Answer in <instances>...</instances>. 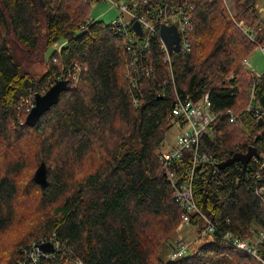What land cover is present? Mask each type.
I'll list each match as a JSON object with an SVG mask.
<instances>
[{"label":"trees","instance_id":"trees-1","mask_svg":"<svg viewBox=\"0 0 264 264\" xmlns=\"http://www.w3.org/2000/svg\"><path fill=\"white\" fill-rule=\"evenodd\" d=\"M189 1L195 6L192 50L174 55L172 80L155 47L154 73L143 79L135 104L123 37L110 23L91 18V0H0V264H18L24 247L52 232L86 264H260L222 233L252 237L264 229L255 192L264 185V168L260 180L255 176L264 163V123L246 110L254 91L253 105L264 111V74L259 78L242 64L264 45V24L257 0H237L235 13L225 0ZM57 41L67 42L58 61L52 53L39 78L14 47L33 51L41 45L45 51ZM75 62L82 65L78 86L63 92L35 126L27 125L28 114L17 108L20 100ZM206 94L218 117L211 133L202 135V149L221 163L255 146L259 162L253 158L246 172L241 162L218 173L196 169L195 200L218 231L198 236L204 241L194 253L163 261L160 252L183 210L159 155L175 125L177 96L197 102ZM190 157L186 153L185 169ZM42 164L45 187L35 180ZM192 223L197 233L203 231L198 213Z\"/></svg>","mask_w":264,"mask_h":264},{"label":"built area","instance_id":"built-area-1","mask_svg":"<svg viewBox=\"0 0 264 264\" xmlns=\"http://www.w3.org/2000/svg\"><path fill=\"white\" fill-rule=\"evenodd\" d=\"M110 2L112 6L119 9L118 16L110 23L111 28L123 37L124 47L129 55L127 64V77L129 79V92L135 104L140 100L143 79L154 73V67L150 61L152 50L157 47L164 54V62L168 65L169 72L173 80V58L179 53H186L192 50V33L195 24L192 19L194 4L189 0H97ZM94 20L89 22L92 24ZM139 22L141 33H138L133 25ZM242 29L254 37L250 27L244 20L239 21ZM176 27L179 35V50L170 51L163 37V27ZM83 27L81 31L85 30ZM67 41H57L53 44L55 55L53 60L58 61V56L62 53ZM173 46H177L175 43ZM264 51V45H259ZM243 67L249 69L248 57L243 61ZM257 74V73H256ZM262 74H257L260 78ZM82 75V65L75 62L72 68L66 73L57 76L56 80H68V88L74 89L78 86ZM232 76V75H231ZM230 76V77H231ZM48 82L47 85L40 86L26 97L22 98L17 108L29 114L35 106L36 95L45 94L47 90L56 82ZM255 87V86H254ZM254 91L251 101L246 110L252 111L259 119L264 117V111L254 107ZM175 117V125L179 126L176 134V141L169 149L160 153L159 159L163 164V171L169 184L171 185L176 201L182 208L181 221L178 230L192 227V215L198 213L204 221V229L197 233L198 236L214 231L218 227L211 219L205 215L197 205L193 193V178L196 169L201 166L204 170L218 173L220 167L217 165L215 157L202 149V135L210 132V126L218 117L212 108V102L208 94L200 101L183 99L177 96L172 109ZM231 122L236 121V114L229 109L226 112ZM190 152L191 162L188 167L184 166L186 153ZM258 163L259 159L254 157ZM264 168V163L258 165L255 176L260 180V170ZM264 210V185H259L256 189ZM197 236V237H198ZM224 239L232 247L245 252L256 258L260 264H264V229L255 233L252 237H238L231 231L222 233ZM45 245H50L52 250L46 251ZM190 243L185 242L183 235L177 240L175 247L170 253V260H176L186 256L190 248ZM18 264H86L82 258L72 253L67 242L60 238L56 232L45 234L24 247L21 250Z\"/></svg>","mask_w":264,"mask_h":264},{"label":"rangeland","instance_id":"rangeland-1","mask_svg":"<svg viewBox=\"0 0 264 264\" xmlns=\"http://www.w3.org/2000/svg\"><path fill=\"white\" fill-rule=\"evenodd\" d=\"M123 1L124 0H122V2ZM90 13L92 19L100 20L109 24L118 16L119 9L116 8L115 6H112L110 2L91 0ZM14 47L16 48L17 55L19 56L20 60L22 61L26 69L31 71L38 78L41 77V75L47 70L48 67L47 62L50 59L52 53L55 51V48L53 46L46 49L45 51H43L41 45L38 46L33 51L26 49L24 46L18 43L17 46ZM248 59L250 62L249 65L250 70L254 71L257 74L264 73V51L260 47L257 46L249 54ZM178 130H179V126L174 125L167 132L164 146L162 148L163 150H166L175 144L176 134L178 133ZM180 235H183L186 243L191 244L187 255L194 253L195 250L198 248V246H200L201 243L204 241L203 238L197 239L198 236L197 231L194 228L186 227L183 230H178L177 227V230L172 234L171 240L163 246L160 252V256L163 259V261H166L170 257L169 254L173 250V246L177 243V240L180 237Z\"/></svg>","mask_w":264,"mask_h":264},{"label":"water","instance_id":"water-1","mask_svg":"<svg viewBox=\"0 0 264 264\" xmlns=\"http://www.w3.org/2000/svg\"><path fill=\"white\" fill-rule=\"evenodd\" d=\"M134 29L141 33V26L139 22H135L133 25ZM163 37L168 45L170 51L179 50V35L177 33L176 27H163ZM177 46H173L174 44ZM68 89V80H56V82L47 90L45 94H37L35 106L31 112L26 116L25 122L29 126H35L40 119V117L49 110L53 105L57 104L63 92ZM261 124L264 123V118L259 119ZM259 152L255 146H249L247 152H238L234 154L231 158L225 160L224 162L218 163L217 165L224 169L227 166L233 164L234 162H241L243 164V171L246 172L250 161L256 157H259ZM165 175V172H164ZM35 180L38 184L45 187L48 183V175L45 164H42L35 174ZM44 249L46 251H51L50 245H45Z\"/></svg>","mask_w":264,"mask_h":264},{"label":"crops","instance_id":"crops-1","mask_svg":"<svg viewBox=\"0 0 264 264\" xmlns=\"http://www.w3.org/2000/svg\"><path fill=\"white\" fill-rule=\"evenodd\" d=\"M237 0H225L232 12H235V5ZM257 8L259 10L261 23L264 24V0H257ZM260 27V26H259Z\"/></svg>","mask_w":264,"mask_h":264}]
</instances>
